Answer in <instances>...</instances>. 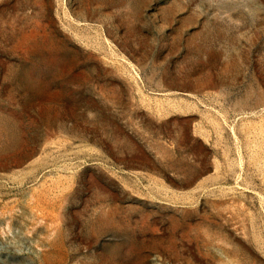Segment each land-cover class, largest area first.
<instances>
[{
	"label": "rangeland",
	"instance_id": "374dc122",
	"mask_svg": "<svg viewBox=\"0 0 264 264\" xmlns=\"http://www.w3.org/2000/svg\"><path fill=\"white\" fill-rule=\"evenodd\" d=\"M93 214L264 264V0H0V264H94Z\"/></svg>",
	"mask_w": 264,
	"mask_h": 264
},
{
	"label": "bare ground",
	"instance_id": "6f19581e",
	"mask_svg": "<svg viewBox=\"0 0 264 264\" xmlns=\"http://www.w3.org/2000/svg\"><path fill=\"white\" fill-rule=\"evenodd\" d=\"M113 215L93 214L87 220L91 228H113L123 234L118 243L110 245V252L96 255L94 264H148L151 252L159 253L164 260L165 250L179 242L178 236L155 228V223L133 220L131 217L116 220Z\"/></svg>",
	"mask_w": 264,
	"mask_h": 264
}]
</instances>
